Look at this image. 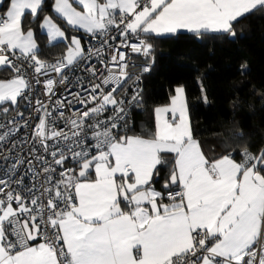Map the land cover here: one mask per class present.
<instances>
[{"label":"snow or ice","instance_id":"6c2138e0","mask_svg":"<svg viewBox=\"0 0 264 264\" xmlns=\"http://www.w3.org/2000/svg\"><path fill=\"white\" fill-rule=\"evenodd\" d=\"M45 8L46 0H0V70L12 74L0 79V111L24 100L38 118L32 159L15 140L29 127L23 112V124L0 123V264H264V148L209 160L183 86L154 108V130L129 135L132 111L144 101L142 89L129 95L126 87L151 71L154 38L180 29L198 39L235 36L234 22L264 11V0H52L55 18L45 15L40 30L49 46L65 45L54 62L41 59L25 23ZM57 20L98 45L85 49ZM78 71L88 74L87 87L78 79L72 99L53 100L55 85L67 91ZM33 82L44 85L47 101L31 103Z\"/></svg>","mask_w":264,"mask_h":264},{"label":"trees","instance_id":"16d2710c","mask_svg":"<svg viewBox=\"0 0 264 264\" xmlns=\"http://www.w3.org/2000/svg\"><path fill=\"white\" fill-rule=\"evenodd\" d=\"M45 15L55 18L52 0H46L45 10L34 23H25L26 28L35 31L41 59L53 62L63 55L65 45H48L40 30ZM233 28L235 36L205 34L198 39L193 34L179 33L151 41L155 62L143 77L144 105L132 111L129 135L146 136L154 130V108L170 103L174 89L183 86L194 137L209 160L233 149L238 153L244 146L253 153L264 148V11L238 18ZM66 31L69 37L75 34L84 38L80 32ZM242 64L247 65L245 75L240 72ZM11 75L10 70H0V79ZM204 95L208 103H204ZM240 133L242 140L237 139ZM235 158L241 157L235 154ZM170 167L162 169L157 189L162 187Z\"/></svg>","mask_w":264,"mask_h":264},{"label":"built area","instance_id":"2783aa9c","mask_svg":"<svg viewBox=\"0 0 264 264\" xmlns=\"http://www.w3.org/2000/svg\"><path fill=\"white\" fill-rule=\"evenodd\" d=\"M117 39H119V38H117ZM115 42L116 41H112V43H115ZM98 43H99L98 40H92L90 38L85 42L84 47H85V49H87L88 47L98 45ZM131 61H132V63L140 65V66H143V64L145 63V60L143 57H138L135 54L131 55ZM93 62H95V60H93ZM97 66L99 67L98 64H97ZM153 66H154V64L152 65V67ZM150 72L142 73L140 76V80H139L138 84L135 82V77H133L132 81H129V84L126 86L129 89V95H131V89L132 88L138 87L139 89H142L143 77L146 76L147 74H149ZM78 79H83L84 85H85V87H87L88 74L84 73L82 71H78L76 75L72 76L71 83L67 86V91L65 90V86L59 85V84L55 85L56 96L53 97V100L56 98H64V97H67V99H72V96L70 95L71 92L81 91L79 84L77 83ZM43 88H44L43 84L36 85L33 82L34 95L30 96V101L32 104H34L36 99H40L42 101H47V97H45L43 94ZM73 107L79 108L81 106L79 104H75V105H73ZM64 111H65L66 116L70 115V112L67 109H65ZM17 112H23L24 118L27 119L28 123H29V127L20 128V130L17 132V134L15 136V140L17 142V148L22 149V151L20 153L22 156H24L28 159H32L28 150L32 146L30 144V140L32 139V136H31L32 128L35 126L36 123H38V118H37V114L32 111V107L29 104V101L21 100L18 107H16L9 114H5L2 116V118L0 119V123L8 124L9 120H14V121L18 122L19 124H23V120H21V118L17 115ZM58 123H59L60 127H64L62 122H58ZM9 126H11V125H9ZM65 131H68V129L65 128ZM37 147L39 148V145H37ZM45 155H47V154H45ZM47 158L49 160L51 159L50 156H47ZM36 164H37V162L35 160H33V166H35ZM72 166L73 165L71 163L66 165V167H72ZM27 167H28V165H24L20 171L21 172L26 171ZM0 176H2V173H0ZM25 183H28L27 178L25 179ZM257 247H259V245H257Z\"/></svg>","mask_w":264,"mask_h":264},{"label":"crops","instance_id":"0c3cea01","mask_svg":"<svg viewBox=\"0 0 264 264\" xmlns=\"http://www.w3.org/2000/svg\"><path fill=\"white\" fill-rule=\"evenodd\" d=\"M60 24H62L61 26L63 27V28H65L66 30H68L67 29V26L65 25V24H63L62 22L60 23ZM81 33V35L82 36H84V38L82 37V43L85 45V42L88 40V39H90L91 37L90 36H88V35H86V34H84L82 31L80 32ZM179 33H187V34H191V33H189V32H187V30H184V29H180V30H178V33L177 34H179ZM177 34H175V35H177ZM46 36V35H45ZM169 36H174V35H167V36H161V37H169ZM70 38V37H69ZM46 39H47V36H46ZM84 39H86L85 40V42H84ZM47 43H48V41H47ZM61 44H63V43H61ZM9 107V111H8V113L7 114H9L10 112H12L16 107L15 106H8ZM1 116H3V115H5L2 111H1ZM2 118V117H1ZM0 118V119H1ZM37 243H39V242H37Z\"/></svg>","mask_w":264,"mask_h":264},{"label":"water","instance_id":"95a60500","mask_svg":"<svg viewBox=\"0 0 264 264\" xmlns=\"http://www.w3.org/2000/svg\"><path fill=\"white\" fill-rule=\"evenodd\" d=\"M37 242H39V240H38V241H36V243H37Z\"/></svg>","mask_w":264,"mask_h":264}]
</instances>
